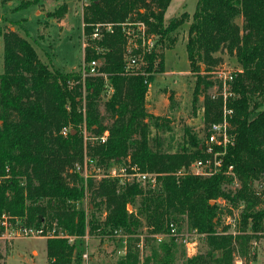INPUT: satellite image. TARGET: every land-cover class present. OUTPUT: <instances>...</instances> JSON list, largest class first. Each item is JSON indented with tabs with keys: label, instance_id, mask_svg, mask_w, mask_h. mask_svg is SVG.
Instances as JSON below:
<instances>
[{
	"label": "trees",
	"instance_id": "trees-1",
	"mask_svg": "<svg viewBox=\"0 0 264 264\" xmlns=\"http://www.w3.org/2000/svg\"><path fill=\"white\" fill-rule=\"evenodd\" d=\"M38 1L21 0L16 8ZM170 1L89 0L82 15L84 74L51 68L26 37L0 29V218L4 215L9 226L41 229L46 264H73L75 238L70 237H82L86 230L117 238L120 247L122 237L129 235L120 256L126 259L118 264H139L135 245L143 227L152 237H167L150 245L142 264H176V234H170V224L177 226L183 219L203 235L208 248L182 264H231L236 246L243 252L257 232L264 236V207L258 206L264 202V185L260 191L253 187L254 181L264 184V0H198L190 15L184 11L165 19ZM66 12V4H60L51 15L62 19ZM185 21V49L196 76L193 103L217 82L212 67L221 58L215 53L225 50L239 65L231 70L232 95L226 103L232 110L228 121L234 143L226 147L220 170L211 175H176L205 156L202 137L185 126L184 141L170 151L162 133L170 129L171 120L150 112L146 104L153 73L164 68L162 48L172 47L177 37L173 33ZM138 22L144 24L145 35L157 36L150 49L142 48L140 37L136 47H127L123 24L139 31ZM95 23H111L112 31L103 29L100 38L92 39ZM131 57L136 63L127 69ZM91 60H98L99 74H88ZM107 85L112 88L109 95ZM202 108L205 127L220 120L221 96L204 93ZM83 128L89 137L84 138ZM105 130L104 142L90 138ZM85 156L104 170L129 161L157 173L156 182L84 178L76 165ZM234 181L238 187H229ZM87 196L84 208L80 203ZM219 198L241 207L238 218L233 216L241 233H225ZM3 230L0 223V234Z\"/></svg>",
	"mask_w": 264,
	"mask_h": 264
},
{
	"label": "rangeland",
	"instance_id": "rangeland-1",
	"mask_svg": "<svg viewBox=\"0 0 264 264\" xmlns=\"http://www.w3.org/2000/svg\"><path fill=\"white\" fill-rule=\"evenodd\" d=\"M20 1L6 0L3 3L0 2V29H14L20 35L26 37L36 48L41 60L51 68L60 71H84L83 42L85 37L83 35L82 15L89 0H40L36 4L16 8ZM197 1L171 0L165 11V17L179 16L184 11L190 15L195 10ZM60 4H66L67 12L62 19H57L51 13ZM236 22L241 25L242 18L237 17ZM188 23V21H185L173 33H176L177 37L172 47L162 48L164 68L161 72L153 73L146 97L147 108L150 112L160 116H168L171 120L170 129L162 133L166 142L165 145L169 146L170 144L171 146L170 151L176 149L177 142L184 141L185 126L191 128L198 136L203 137L206 128L202 116L204 93L209 94L212 92L211 87H209L197 96L196 102H192L196 76L190 71L185 49ZM149 36L155 45L157 36L154 34ZM100 37L101 35L98 38ZM215 55L220 56L221 61L212 67V71L217 69L232 70L239 67L235 57L225 50H220ZM200 70H204L203 65ZM2 71L3 38L0 33V73ZM82 134L84 138H87L89 131L83 128ZM238 185L239 183L234 181L229 184V187L234 188ZM263 185L260 186L258 181L253 183L256 191H260ZM88 200L87 196L80 204L85 208ZM218 202L225 208L224 213L221 215L222 224L226 226L225 233L233 235L241 233V231H237L238 226L234 221L235 216L238 218L241 207L235 208L230 202L222 198H219ZM258 206L264 207V202ZM175 227L176 264H182L191 254L203 253L207 250L208 247L203 235L190 229L185 219ZM19 230L17 225L16 227L9 226L7 230L1 232L0 264L4 262L5 264H46V237L33 234L25 236ZM145 234L146 229L143 227L135 245L138 249L136 250L138 251L139 264H142V260L149 252L151 244L157 245L167 237L158 240L155 236L152 237L150 234L145 236ZM255 236L244 244L243 252L236 246L231 264H264V236H259L258 232ZM122 238L126 240L127 250L130 237L125 235ZM74 241L76 255L73 258V264L81 263L80 255L85 251L89 253L87 264H118L121 259L120 256L123 254L119 251L120 245L117 238L100 237L96 234L89 235L87 230L82 237H75Z\"/></svg>",
	"mask_w": 264,
	"mask_h": 264
},
{
	"label": "built area",
	"instance_id": "built-area-1",
	"mask_svg": "<svg viewBox=\"0 0 264 264\" xmlns=\"http://www.w3.org/2000/svg\"><path fill=\"white\" fill-rule=\"evenodd\" d=\"M136 28L139 31H135L131 26L130 23L124 25L123 30L127 36V47L130 48L131 46L136 47L138 42L136 38L140 37V43L143 49H150L154 46V42L150 39L149 35L144 34V24L138 22L135 24ZM107 32L112 31L111 23H95L92 28L91 38H98L102 35V30ZM133 33V34H132ZM132 35V36H131ZM86 41L83 42V47H85ZM135 58L131 57L127 62L126 68H130L135 64ZM99 62L98 60H91L89 62V68L87 69L89 75H96L99 74L97 66ZM86 69L84 68V72ZM101 74V73H100ZM103 74V73H102ZM213 76L217 82L213 83L210 87L212 92H210L211 97L221 96L222 98V114L221 119L215 122H211L206 128L204 135L202 137V142L200 143V149L204 153L203 158L195 159L188 167L181 168L177 170L176 175H181L186 172L193 173V174H201V175H211L220 170L222 166V156L226 151V147L229 145H233L235 135L230 129V124L228 118L232 112L230 108L227 107V98L232 95V91L229 88V81L232 80L231 70L226 69H217L213 71ZM151 83L148 84L147 94L149 92V86ZM112 91L111 86L107 85L106 87V94L109 95ZM68 131L67 127H63L61 129L62 134H66ZM108 131L105 130L103 134L99 136L90 137L92 139H96L99 142H104L107 137ZM86 137V136H85ZM89 137V136H88ZM232 166H228V172L231 170ZM76 170L79 172L81 176L87 178L91 176L96 179H100L101 177H113L117 178L120 184H124L126 182H138L139 184H154L156 182L157 173L149 172L146 170H142L139 168L137 164L124 162L121 164H112L108 168L101 169L95 165V160L84 157L82 164L76 165ZM0 223L3 225L4 230L9 228V224L7 223L6 217L4 215L1 216ZM170 234H175V226L170 224ZM20 233L24 234L25 236L29 234L33 235H41V229H35L32 227H24L19 226ZM119 236L121 234H118ZM163 234H156L155 237L158 240L163 238ZM74 237H70V240H73ZM141 246V244H140ZM120 252L123 254L126 252V240H122V246L119 249ZM80 264H87L89 260V253L82 252L80 255Z\"/></svg>",
	"mask_w": 264,
	"mask_h": 264
},
{
	"label": "crops",
	"instance_id": "crops-1",
	"mask_svg": "<svg viewBox=\"0 0 264 264\" xmlns=\"http://www.w3.org/2000/svg\"><path fill=\"white\" fill-rule=\"evenodd\" d=\"M164 17H165V14H164ZM165 19H168V18L165 17Z\"/></svg>",
	"mask_w": 264,
	"mask_h": 264
}]
</instances>
